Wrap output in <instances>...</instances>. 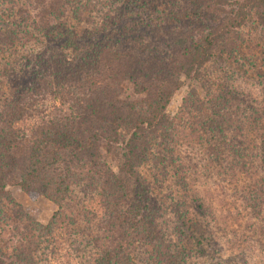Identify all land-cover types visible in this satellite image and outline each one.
Returning <instances> with one entry per match:
<instances>
[{"label":"trees","instance_id":"trees-1","mask_svg":"<svg viewBox=\"0 0 264 264\" xmlns=\"http://www.w3.org/2000/svg\"><path fill=\"white\" fill-rule=\"evenodd\" d=\"M29 2L31 10L20 3L16 11L47 46L22 76L0 58V264H36L38 241L54 224V217L46 224L13 218L8 186L58 207L75 188L89 191L104 234L89 237L97 250L91 264H135L138 243L150 264H184L183 251L159 230L158 206L136 168L150 161L170 173L175 126L167 106L182 77L197 80L210 60L238 55V30L253 14L264 25V0ZM14 27L0 29L1 52L32 35L19 22ZM47 97L59 104L47 110ZM215 113L202 121L207 132L221 143L237 139ZM36 116L39 123L20 126ZM255 120L264 131V116ZM181 219L180 232L202 251L205 237L194 238Z\"/></svg>","mask_w":264,"mask_h":264},{"label":"rangeland","instance_id":"rangeland-1","mask_svg":"<svg viewBox=\"0 0 264 264\" xmlns=\"http://www.w3.org/2000/svg\"><path fill=\"white\" fill-rule=\"evenodd\" d=\"M20 3L31 10L29 0H0V29L17 30L14 25L19 22L21 29L32 34L28 17L16 11ZM238 33L243 40L241 52L222 61L210 60L197 80L182 77L183 85L167 106L175 126L172 147L176 161L169 166L170 173H161L164 169L150 161L136 168L149 183L158 206L155 220L159 230L167 242L183 251L184 264H264V149L260 140L264 131L261 121L255 120L264 116V25L253 14ZM46 41L36 32L26 35L21 43L15 41L14 48L0 51V58L9 72L14 69L22 76L35 55L45 51ZM221 99L230 103L229 108L221 109ZM55 104L59 103L47 97L43 107L49 110ZM214 112L232 125L227 136L237 139L221 143V138L207 132L202 121ZM40 120L41 116L28 118L20 126ZM7 189L17 212L12 217L21 224L28 218L46 224L54 217L50 235L38 241L36 264H91L96 248L89 237L104 234L96 217L99 211L91 214L89 191L75 188L58 207L18 186ZM182 217L186 232L194 238L205 237L202 251L180 232ZM11 245L15 247L16 241L7 244ZM148 253L142 244H136L133 262L150 264Z\"/></svg>","mask_w":264,"mask_h":264}]
</instances>
